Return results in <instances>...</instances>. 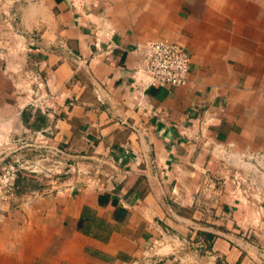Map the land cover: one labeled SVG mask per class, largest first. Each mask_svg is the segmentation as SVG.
<instances>
[{"label":"crops","instance_id":"0c3cea01","mask_svg":"<svg viewBox=\"0 0 264 264\" xmlns=\"http://www.w3.org/2000/svg\"><path fill=\"white\" fill-rule=\"evenodd\" d=\"M37 130L65 165L0 193V264H264V0H0V133Z\"/></svg>","mask_w":264,"mask_h":264},{"label":"built area","instance_id":"2783aa9c","mask_svg":"<svg viewBox=\"0 0 264 264\" xmlns=\"http://www.w3.org/2000/svg\"><path fill=\"white\" fill-rule=\"evenodd\" d=\"M7 16L4 19V24L8 29H12L15 23V16H13V13H8ZM112 32L113 30L109 27L103 32V35L109 40V43L106 44V54L112 50ZM96 38L97 43H99V35ZM138 50L143 60V67L139 69V73L144 78L140 80V83L148 87H174L187 83L190 56L183 45L166 40H153L146 41ZM38 101V98H32L28 103L35 105ZM122 122L128 124L125 120ZM12 139L10 141L8 140L10 147L8 152L11 155V160L0 165V193L3 190H10L18 169L27 170L33 174H51L60 166L65 165L62 159L65 157L64 150L50 143L46 130L35 131L34 136L28 142L21 141L20 138H15L14 141ZM21 148H26L25 150H36V153L29 157L18 156L17 153ZM258 156L263 158L264 150ZM2 160L4 161L5 157Z\"/></svg>","mask_w":264,"mask_h":264},{"label":"rangeland","instance_id":"374dc122","mask_svg":"<svg viewBox=\"0 0 264 264\" xmlns=\"http://www.w3.org/2000/svg\"><path fill=\"white\" fill-rule=\"evenodd\" d=\"M15 137H18L17 134L16 135L14 134L13 138H15ZM8 138H12V136L8 137V135H5L4 133H0V156L1 155H6L5 159L7 161H10L11 160V157H10L11 155L8 152V149L10 148L9 144H8V140H7ZM27 151H32V152H28V156L30 154L34 155V153H36V150H27ZM25 171H27V170H25ZM32 178L35 179L34 177H32ZM239 180H240V185H241L244 180H242L241 178H239ZM245 180H246L245 182H249L250 181V185L251 186H255V183L257 184V182L255 180H253V179H251V180L245 179ZM33 181H35V180H33ZM33 181L31 182L32 184L34 183Z\"/></svg>","mask_w":264,"mask_h":264},{"label":"trees","instance_id":"16d2710c","mask_svg":"<svg viewBox=\"0 0 264 264\" xmlns=\"http://www.w3.org/2000/svg\"><path fill=\"white\" fill-rule=\"evenodd\" d=\"M6 161H7V160H6ZM6 161H4V162H6ZM7 162H8V161H7ZM24 172H25V170H23V169H18V170H17V172H16V176H17L18 178L15 176V177H16V179H15V180H16V183H17V182H22V180L25 181V182H27L26 179H29V178H28V176H27ZM27 173H28V172H27ZM19 180H20V181H19Z\"/></svg>","mask_w":264,"mask_h":264}]
</instances>
